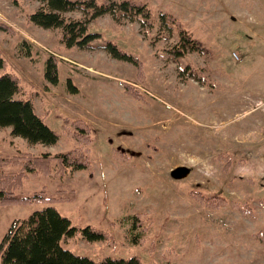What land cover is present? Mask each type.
I'll list each match as a JSON object with an SVG mask.
<instances>
[{"label":"rangeland","instance_id":"1","mask_svg":"<svg viewBox=\"0 0 264 264\" xmlns=\"http://www.w3.org/2000/svg\"><path fill=\"white\" fill-rule=\"evenodd\" d=\"M130 1L150 18L103 15L87 23L101 34L97 42L116 45L124 59L104 48L66 49L60 29L28 20L41 7L37 0H0L7 61L0 75L20 78L16 98L31 100L58 135L53 145H32L0 127V153L67 152L79 145L75 120L91 130L89 167L59 174L54 161L52 174L28 177L19 190L46 201L0 204V241L13 221L52 206L78 229L61 247L95 261L264 264L256 238L264 230V0ZM63 17L84 20L80 11ZM180 32L192 41L183 50ZM50 57L57 84L44 80ZM198 195L226 204L206 207ZM85 226L108 238L86 241Z\"/></svg>","mask_w":264,"mask_h":264},{"label":"trees","instance_id":"2","mask_svg":"<svg viewBox=\"0 0 264 264\" xmlns=\"http://www.w3.org/2000/svg\"><path fill=\"white\" fill-rule=\"evenodd\" d=\"M41 7L28 16V20L43 29H60L61 39L66 49L74 46L81 49L104 48L117 58L127 59V55L121 53L116 45L110 42H97L101 38L100 33L89 32L87 23L103 15L114 18H126L132 20L135 16L139 22L149 19L150 15L140 3L130 0L109 1L108 3H97L90 1L72 0H37ZM146 10V11H144ZM80 11L84 14L83 21H69L63 17L64 13ZM165 24L170 19L163 14L160 15ZM143 18V19H142ZM172 20V19H171ZM171 22V21H170ZM172 22H174L172 20ZM178 49H184L185 42H192L184 32H180ZM194 48L198 45L193 42ZM193 48V47H191ZM180 52V51H179ZM177 56L181 53L176 52ZM116 58V57H115ZM179 58V57H177ZM7 67V61L0 52V70ZM44 80L51 84L58 83L56 62L50 57L45 62ZM20 78L17 75L5 72L0 75V127H9L11 135L21 137L29 144L53 145L58 140L55 131L49 128L38 116L31 100L16 98L21 91ZM126 93L135 98L131 88L125 86ZM77 129L81 134H75L79 145L74 149L57 153L54 155H32L19 152L12 156L0 153V204H37L46 201L42 194L31 193L24 195L19 192L24 180L36 175L52 174V163L58 165L57 173L63 174L65 170H74L89 167L86 147L90 145L91 130L81 120H75ZM75 126V125H74ZM89 136L81 141L84 132ZM14 167L19 170L12 171ZM201 205L218 208L226 204L223 198L207 197L198 195L195 198ZM242 213L250 214V209L244 205L237 204ZM78 229L70 226V221L58 213L52 207H45L34 211L29 216L12 222L8 231L0 241V263L1 264H144L138 256L129 258L107 257L99 261L76 255L61 247L60 242L64 238L73 237ZM83 238L88 242L101 241L108 238V232L99 230L92 226H85L80 230ZM259 242L264 244V230L256 234ZM155 264V263H152Z\"/></svg>","mask_w":264,"mask_h":264},{"label":"bare ground","instance_id":"3","mask_svg":"<svg viewBox=\"0 0 264 264\" xmlns=\"http://www.w3.org/2000/svg\"><path fill=\"white\" fill-rule=\"evenodd\" d=\"M221 130V129H220Z\"/></svg>","mask_w":264,"mask_h":264}]
</instances>
